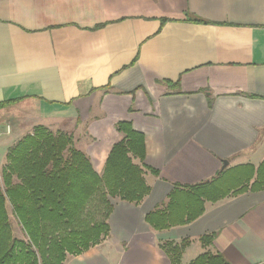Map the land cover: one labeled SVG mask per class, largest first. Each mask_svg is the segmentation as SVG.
I'll return each instance as SVG.
<instances>
[{
    "label": "crops",
    "instance_id": "1",
    "mask_svg": "<svg viewBox=\"0 0 264 264\" xmlns=\"http://www.w3.org/2000/svg\"><path fill=\"white\" fill-rule=\"evenodd\" d=\"M2 102V157L41 125L72 134L101 175L118 122L143 135L144 159L132 160L149 192L138 204L109 197L108 235L63 264H171L174 246L178 264L205 252L264 264V188L201 198L189 222L146 220L175 187L181 200L264 159V0H0Z\"/></svg>",
    "mask_w": 264,
    "mask_h": 264
},
{
    "label": "trees",
    "instance_id": "2",
    "mask_svg": "<svg viewBox=\"0 0 264 264\" xmlns=\"http://www.w3.org/2000/svg\"><path fill=\"white\" fill-rule=\"evenodd\" d=\"M116 129L124 136L112 146L101 175L89 158L75 148L70 133L53 132L38 125L7 149L6 164L1 170L0 264H63L66 254H80L108 235L109 197L135 204L144 198L149 187L142 168L132 160L144 159L143 135L125 121L118 122ZM147 169L157 174L156 170ZM248 186L253 191L264 188V159L256 168L251 164L237 165L208 182L185 187L189 195L181 200L175 187L166 207L148 213L146 220L156 229L189 222L202 212L201 198L214 202L230 193L245 191ZM98 192L107 204L105 217L87 223L83 214ZM7 204L26 238L13 234ZM201 240L208 244L212 235H204ZM168 250L172 253L171 264H178L180 248ZM189 264L229 263L220 254L205 252Z\"/></svg>",
    "mask_w": 264,
    "mask_h": 264
},
{
    "label": "rangeland",
    "instance_id": "3",
    "mask_svg": "<svg viewBox=\"0 0 264 264\" xmlns=\"http://www.w3.org/2000/svg\"><path fill=\"white\" fill-rule=\"evenodd\" d=\"M13 145V143L11 144ZM10 145V146H11ZM4 155H6L7 150L5 149L3 151ZM6 164V158L3 156L0 162V188H3L2 179H1V170ZM101 192H98L88 203L85 212L83 214L84 220L87 223H92L96 221H101L104 219L106 211H107V204H105V201L101 198ZM7 207L9 209V215H10V222L13 230V234L18 238H26L24 236V232L22 231L18 221L13 216L11 212L10 205L7 204ZM70 254H66V257ZM65 257V258H66Z\"/></svg>",
    "mask_w": 264,
    "mask_h": 264
},
{
    "label": "built area",
    "instance_id": "4",
    "mask_svg": "<svg viewBox=\"0 0 264 264\" xmlns=\"http://www.w3.org/2000/svg\"><path fill=\"white\" fill-rule=\"evenodd\" d=\"M11 132V126L8 123L0 124V136L5 134L8 135ZM1 154H0V162H1Z\"/></svg>",
    "mask_w": 264,
    "mask_h": 264
},
{
    "label": "water",
    "instance_id": "5",
    "mask_svg": "<svg viewBox=\"0 0 264 264\" xmlns=\"http://www.w3.org/2000/svg\"><path fill=\"white\" fill-rule=\"evenodd\" d=\"M228 165V161L227 160H222V167L221 170H223L226 166Z\"/></svg>",
    "mask_w": 264,
    "mask_h": 264
}]
</instances>
